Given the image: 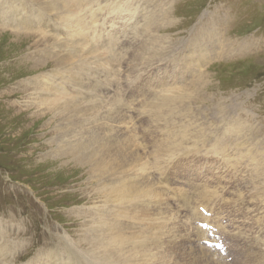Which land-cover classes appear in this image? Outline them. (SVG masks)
<instances>
[{
    "label": "rangeland",
    "instance_id": "374dc122",
    "mask_svg": "<svg viewBox=\"0 0 264 264\" xmlns=\"http://www.w3.org/2000/svg\"><path fill=\"white\" fill-rule=\"evenodd\" d=\"M97 1L102 3V0H87L89 4L94 5L93 7L99 8L95 4ZM129 1L130 0H126V2L122 0H110L109 3L111 4L112 9L108 8L105 11H111L113 16L109 15V18H106V20L102 19L101 22H106L109 19L116 20V18L119 17L114 16L118 13L122 17L129 16L130 8L125 9L126 6H131V1ZM24 2H28L29 5L32 6V11L28 14L30 18L33 17L32 23L27 25L26 28L18 27L17 33H13L10 29L0 28V264H36L37 262H39L37 264H52L55 262H58L59 264H72L73 262V264H82L80 262L85 264L87 262L86 264H88L92 261L91 256L94 257L96 253H93L94 248L88 246L91 243L88 228L93 219V215L90 216L87 212L89 207L102 205L103 203L95 195L89 198V196L93 194L91 188H93L94 185L89 182L90 177L86 174L85 167L74 165V163H65L68 159L67 157L57 159L56 157L54 158V155H51V153L55 151H52L54 144L51 145V140L56 136L53 127L55 123L57 124V120L51 118L53 113L49 112L43 114L41 113L43 107L42 109H37V106L29 107L25 105V101H30L29 96L36 101V98L39 95L45 94V92L36 89V83L43 74L47 73V76L57 78L59 80L57 83L60 87L65 83V78L69 76L68 70L60 72L54 71L55 69H60L64 66L63 64L61 65L59 60L56 61V59H49V62L45 61V63L39 59V57L41 58L43 56L48 47L53 46V43L55 47L54 41L64 38L65 28L60 25V22L63 20L60 19L59 14L56 13L57 6L54 4L53 0H25ZM164 2V0H134L131 2L144 10L141 12V16L140 14L137 16V21L139 23L138 30L140 32L141 30L144 31V34L139 35L140 41H136L138 43L134 42L129 45L126 42H122L120 47L123 48V52L119 50L116 56L108 58L106 54L107 51H102L100 53L101 56L98 59L91 61L90 67H94L97 79L92 78L93 84L95 85V91L90 93L88 99H97V101L104 100L100 97V92L103 91L106 85H108L111 86V90H113V93L108 97L109 101L122 105V113L115 114L113 112L108 116V127L106 130H98L96 131L97 133L94 132V134L96 133L97 135H100L101 138L103 137L104 139L102 138V140L106 139L104 142L105 146L103 147L102 145L104 148L102 150V153L104 152L103 156L106 157L111 153V155L116 153L117 156L115 157L118 158L115 162H119V164L117 165V163H115V165L119 166L122 157H120L121 154L117 153L118 149L121 152H124L125 149L127 153L129 151V154L132 153L136 155V153H138L141 157L138 156V162L134 163L135 165L133 164V166H140L142 169L141 171H143L145 176L148 173L146 171L152 167L158 169V166H171L170 170L172 175H174L173 179L175 184L178 180L186 182L190 178L192 181L191 185L196 184L208 187H219V190L224 194H227L226 190H222L224 187L234 188L242 185H250L251 181L252 184H257L261 180V175L258 169L256 170L252 166H235V168L234 166H221L220 162L222 159L235 158V155L240 153L236 158L240 159L243 164L246 159H249L250 163H253L250 160L252 155L255 156L251 152L253 150V152H259L260 150L259 155L264 157V0H170L172 7H169L168 9L171 15L169 14V16H167L170 17V19H176V22L166 28L161 27L162 22L161 25L159 23L155 25L150 20L146 21V25H143V17L148 13L146 12L147 8L151 11L156 10L157 12L155 11V14L160 17L163 12H161L159 8L162 7ZM63 5H61V7ZM122 6H124V8H122ZM104 8L105 4L103 6V11ZM206 12H210L209 17L214 16L215 19L211 21L208 16V18L206 16L204 18ZM125 13L126 15H124ZM222 16L224 18L223 22ZM39 17L41 19H39ZM6 19L7 8L3 7L0 3V20L5 21ZM126 19L129 20V17H126ZM67 20L68 22L74 21V19ZM213 22L220 23V26L222 22L223 33H225L231 43L232 38H234L236 41L243 42L240 45L250 42L252 46L250 49L245 48L230 53L232 58L227 59L219 57L217 61L211 62L210 64L207 63L206 66L202 68V71L206 72L205 79L198 77H193L191 79L188 78V80L190 79V83L186 87L206 82L208 86L205 90L208 93V98H210L208 101H205L207 103L206 105L212 104L215 109L221 111V113L227 114L229 119H232V117H243L247 122L240 118L242 122L239 120V123H242V127H237L236 129H233V131L228 128L229 132H227V129H222V127H220L221 125H215V123L212 122V116L218 115L217 111H214L213 113L212 106H206V110L209 111L200 114L203 111L197 112L196 107H194V110L190 107L186 109L179 108L177 101L174 106L169 109L168 115L164 113L160 114L162 118L156 119L158 121V123H156L157 121L154 120V118L158 113L162 112V110L159 109L158 113H156L155 111H152L154 110V107L150 109H142L137 108L136 104L140 105L144 102H156L153 97V91H155V89L152 88L151 84L157 85L159 80L161 82L167 80L169 83L167 86L170 87L173 85V78L178 76L179 72L190 71L187 66L183 67V62H186L187 56L181 57L175 55L178 52H181V50L182 52H185L187 49L191 48L189 46L191 45L189 44V40L192 38V34H189L190 31L193 32L196 29V32L199 30L202 31V26H209ZM123 25L125 27L127 26L125 22ZM129 25L131 26L130 22ZM130 28L131 27H128V30ZM98 29L101 32V28L99 27ZM53 30H55V32H53ZM159 33L164 35L163 37L167 36L166 39L158 37L160 35ZM184 39L187 40L183 45L182 43ZM153 41L158 52L163 50H161V48L166 49L168 42L170 44V41H174V43L177 44L176 50L178 51L176 54L172 52V57H164L165 54L158 58L150 57L147 53L149 52V48ZM46 42H48V44H46ZM182 46L184 47L181 49ZM93 47L96 48L97 46L94 45ZM223 50H226L229 53L227 46L224 47ZM69 54L70 51L68 50L64 54V57H68ZM138 54H145V57L143 56L140 58L139 56L135 63ZM85 56L86 55L82 54V58L79 56L74 57L79 61ZM121 56H125V58H121ZM147 56L150 57L148 60H146ZM47 57L49 58V56ZM72 62L74 63L76 60L74 59ZM70 66L71 65L69 64L68 67L70 68ZM97 69H106L108 76L112 77L114 81L111 79L108 81L104 80V77L96 71ZM120 71H124V73H121L123 81L121 82V85L117 87L116 81L120 78ZM127 73L129 77H132L128 78V81L126 82L124 74ZM136 74L142 76L136 79L134 78ZM26 80H32L30 87L27 89L22 87L23 82ZM68 89L72 91L70 87ZM49 92L52 93L51 91ZM69 93L71 92L69 91ZM183 97L185 99L184 95ZM189 103H192V101ZM125 104H135V110L130 113H125ZM97 110L104 111L105 109L99 108ZM147 112L149 113V116H147ZM124 113L126 116H129L126 119L128 124L125 127L124 125L117 127L116 120L123 117ZM166 117L173 119L176 124L171 123ZM192 121L194 122L193 125H191ZM154 122L156 125H153ZM161 122H163V124ZM195 122L197 123L196 126ZM198 122H200V125L203 124L201 126H203L205 131L202 127L198 126ZM253 124L259 126V131L261 132L258 134L259 136L256 135V132H253L250 129L247 130V126L250 128ZM158 125L159 127L157 128ZM168 125L171 130L176 126L177 127L176 129L174 128L173 134L170 133V135L167 136L164 131L165 127ZM172 125L174 126L173 128ZM207 126L208 128H206ZM127 127L131 128V133L127 132ZM244 128L245 130L243 131ZM207 129H209V133ZM175 130H177L176 133ZM210 130L212 131V134H210ZM215 130H218L217 132L221 137L216 134L217 132ZM102 131H109V133L104 134ZM188 131L191 133H187ZM224 131L225 134H223ZM182 132L184 135H181ZM200 132L201 134L196 135V133ZM116 133L123 135L129 144V147H126L129 150L121 146L122 144L117 141L115 136ZM224 135L227 136L225 137ZM196 137L198 139H196ZM228 139H232L231 143ZM212 140L216 142H212ZM234 140H238L239 142ZM219 142L220 144L226 142L229 148L231 147V150L228 149L227 145L225 146L229 151H226V149L224 151L219 150V147L223 146L222 144L218 145ZM234 142L238 144L236 145ZM161 143L165 147L168 144H173L166 147H170V150H165L160 147L162 146ZM212 144L213 153L216 152L214 154L211 152L212 150H208L211 149ZM214 144H216V147H214ZM259 144H261V146ZM111 146L112 150L110 149ZM177 146L180 147L178 148ZM209 146L210 148H208ZM241 146L243 148H241ZM259 146L262 149H260ZM113 147L117 150L113 149ZM173 147L178 150L181 149V152H184L183 154L185 156L177 157ZM237 148L241 150L238 149V151H234ZM190 149L194 151L192 152ZM160 150H162L163 153L160 152ZM204 150H207V152ZM197 151L200 153L198 152L197 154ZM106 153L107 155L105 156ZM203 153L208 154L205 155ZM209 153L211 154L209 155ZM246 153H248V155H246ZM257 157L260 158L259 156ZM259 163H262V161ZM104 166H107V163H105ZM260 166H262V164H260ZM249 167H251V169ZM157 173L159 174L160 171ZM165 176H163V179ZM151 189L152 191L154 190L153 192L155 193V195L152 196V200H156V202L162 201L157 188L151 187ZM226 199L227 196H224L220 199L209 201L208 206L210 208H208V210H213L215 213L217 212L218 215L220 214V219L216 213V218L213 217L212 220L208 222L210 227H216L215 223L217 222L220 225L223 222L224 226H226L224 218L234 220V216L237 215L233 211L231 205L228 204L227 206L224 204ZM131 201L132 204L129 205L130 212H128V206V208L126 207L125 209L128 210L127 212L125 211V215L130 214L128 218L125 216L124 220L126 224L138 222H141L140 226L146 224L147 221L142 222V219H146L148 211L150 216L151 211H154V205L150 204L145 206L141 201V203H138L137 198H131ZM76 209H80L79 212L83 214L86 212V217L85 215H76V213H74V210ZM198 209L202 213L210 215L205 211L206 209L197 206V212ZM222 210H224L223 214L220 212ZM96 217L97 216H94V218ZM87 221H89L88 226L84 224ZM230 225L233 227L231 223ZM132 227L133 228L131 229L135 228L134 226ZM131 229L129 231L127 225H124L123 230L126 236H131ZM232 229L233 228H231V230ZM67 238H71V240H74L77 244L84 242V247L79 249L81 255V258H78L79 262H77L76 258L71 253L67 252L66 254V250L60 249L63 248L60 243L64 242V240L65 244H69V241L67 243ZM56 239L58 242H55ZM78 239H81L82 241ZM232 242L233 240L228 242L229 246L226 243L225 248H227V256L220 259V261H224L226 264H236V261L243 257V252L240 250L241 247L236 248L237 242ZM183 244L182 248L179 245L176 246L179 250L178 253H175V250H172L174 256L177 254L178 256H181L182 254L185 257L186 254L189 253L188 255L192 258L193 253L189 252L192 249L196 251V253H200L197 251V247L190 245L187 240H185ZM49 246L50 249L48 248ZM157 246L161 248V253L168 256L169 248L166 244L161 242L160 239L157 243L153 242V252H156ZM237 246H241V244L237 243ZM174 247L175 246H173V248ZM72 248L76 247L72 246ZM46 250H48V252ZM59 251L61 253H58ZM238 252L240 255H238ZM42 253H44V255ZM36 255H40L39 258L37 257L38 259H34ZM14 256H16V258H14ZM70 258H73V262ZM163 260L166 261V259L162 257L160 261ZM216 263L214 262L213 264Z\"/></svg>",
    "mask_w": 264,
    "mask_h": 264
},
{
    "label": "bare ground",
    "instance_id": "6f19581e",
    "mask_svg": "<svg viewBox=\"0 0 264 264\" xmlns=\"http://www.w3.org/2000/svg\"><path fill=\"white\" fill-rule=\"evenodd\" d=\"M24 1L22 0H0L1 5L7 8V19L5 21L0 20V28L10 29L11 31H13V33H17L18 27L26 28L27 25H30L32 23L33 17L30 18L28 16V14H30L32 11V6H30L28 2L25 3ZM53 1H54V4L57 6L56 13H58L59 18L63 20L62 22H60V25L65 28L64 29L65 36L62 39H58L57 41H54L55 47L53 43V46L48 47V49L45 51L43 56L41 58L39 57V59L43 62L45 61L49 62L48 61L49 59H56V61L59 60V62H61V65L63 64L64 66H62V68L60 69H55L54 71L60 72V71L68 70L69 76L65 78V83L60 87L58 86L57 82L59 80L57 78H51L46 75L47 73L43 74L36 83V89L38 91L45 92V94L39 95L36 98V101H34V99L31 96H29L30 101H25V105L29 107L37 106L38 107V108L36 107L37 109L39 108L42 109L43 107V111H41V113L43 114H47L49 112L53 113L51 118H53V120H57V124L55 123L53 127L56 133V136L55 138H53V140H51V145L54 144L52 151L55 150L56 152L55 151L52 152L51 155H54V158L56 157L57 159H63L64 157H67L69 160L67 159L65 163H74V165L85 167L86 174H88L90 177L89 182H91V184L94 185L93 188H91L93 194H91L90 196L88 195V196L89 198H91L93 195H95L103 203L102 205H95V206L89 207L88 208L89 210L87 212L88 214H90V216L93 215V219L88 228L89 235H90L89 239L91 241L90 245L88 246H91L92 248H94L93 253L94 254L96 253L94 257L91 256L92 261H90L88 264H213L214 262L215 263L217 262L218 264H226V262L220 261V259L224 258L220 256V255H223L222 251L207 247L206 243H204V239L206 238L213 242H218V238L216 236H213V239H211L210 235L209 237H207L208 231H206V229H204L201 226V224L208 223L210 220H212V218L215 217L217 213V212L215 213L213 210H208V208H210L208 206L209 201L220 199L224 196H227V199L224 204H226L227 206L228 204L231 205L233 208V211L238 216L235 215L233 218L234 220L229 219V218H224V221L226 222L225 223L226 226H224L223 222L221 221L222 222L221 225L218 224L217 222L215 223L216 227L214 226L213 227L218 230L219 235L223 238V240L225 241V244L227 243L228 246H229L228 242L232 240L233 242H237L238 244L239 243L241 244V246H237V243H236V248L241 247L240 250L243 252V257L238 259V261L235 260L237 262L236 264H264V157L259 155L260 150L259 152H257L256 150H255L256 152H253L254 150L252 149L253 151L251 152L255 156L252 155L250 157V160L253 163H250L249 159H246L245 163L243 164L240 159L236 158L239 156L240 153L238 155H235L236 156V157L234 156L235 158L221 160L220 162L221 166H234V168L235 166H247V167L252 166L256 170L258 169L261 175L260 176L261 180L258 182L259 184L258 183L252 184V181H251L250 185L249 184L242 185V186H238L234 188H231V187L222 188L223 191L224 190L227 191V194H224L222 191H220L219 187H208V186H201V185H196V184L191 185L192 181L190 178L186 182L178 180L177 183L175 184L174 179H173L174 175H172L171 170H170L171 166H158V169H155L154 167H152L146 171L148 173L145 176L143 171H141L142 169L140 168V166H133L134 163L138 162V159H139L138 156L140 155L138 153H136V155L132 153L129 154V151L127 153L125 149H124V152H121L119 151V149L117 150L113 147V149L117 150V153L121 154L120 157H122L121 163L119 166H117L119 162L118 163L115 162L117 161V158H118V157L117 158L115 157L117 156L116 153H114L113 155H111L112 153L110 155H107L106 153L105 156L106 155L107 156L104 157L103 156L104 152L102 153V150L104 149L103 147L105 146L104 142L106 141V139L102 140L103 137L101 138L100 135H97L96 131L106 130L108 127V119H109L108 116L110 115V113H113V112L115 114L122 113V110H121L122 105H118V104L113 103L112 101H109L108 97L111 93H113V90H111L112 87L108 85H106L103 91L100 92L101 93L100 97L103 98L104 100L97 101V99L95 100L88 99L90 93L95 91V85L93 84V79L97 77L94 67L93 68L90 67V64L92 60L98 59L101 56L100 53L102 51H107L106 54L108 58H112L113 56H116L119 50L123 52L122 51L123 48L120 47V44L122 42H126L128 45L134 42L138 43L136 41H140L139 35L144 34V31L141 30L140 32L138 30L139 23L137 21V16L139 14L141 16L142 15L141 12H143L144 10H142V8H140L139 6L132 4L131 2H133L134 0H130L131 2L130 1L129 2L131 6L125 7V9L130 8V11H129L130 15L126 16V17H129V20H127L128 18L126 19V17H122L118 13L114 16V17H119V18H116V20L109 19L106 22H101L102 19L106 20V18H109V15L113 16L111 11L109 10L105 11L108 8L112 9L111 4L109 3L110 0H102V3L100 1L95 2V4L99 8L93 7L94 5L89 4L87 0H53ZM122 1L126 2V0H122ZM164 1L165 2L162 5V7L159 8L160 11L163 12V14L160 17H158L155 14L156 10H152L153 11L152 12L151 10L147 8L146 12L148 13L145 14V16L143 17L144 19L143 25H146V21L150 20L155 25L158 23L161 25V22H162L161 27L166 28L167 26H170L172 23L176 22L175 21L176 19H170V17H168L170 14L168 8L172 7V5L170 4V0H164ZM103 3L105 4V8H104L105 12L103 11V6H104ZM61 5L63 6L61 7ZM122 8H124V6H122ZM126 13L124 15H126ZM205 16L209 17L210 12H206V14L204 15V18ZM39 19L41 18L39 17ZM67 19H74V21L68 22ZM209 19L212 21L215 18L214 16H212V17H209ZM223 21H224V18L222 19V22ZM124 22L127 25L126 27L123 25ZM129 22L131 26L129 25ZM222 22H221V26H220V23L213 22L209 26H202L201 27L202 31L199 30L198 32H196L197 29L193 32L190 31L189 34L190 33L192 34V38L189 40V44H191L189 46L191 48L187 49V51L185 52H182L181 50V52H178L176 54L178 50H176L177 44H175L174 41H170V44L168 42L166 49L161 48V50L162 49L163 50L158 52V49H156L154 41L152 42L149 48V52L147 53L148 55H150V57L158 58L159 56L163 54H165L164 57H170L172 52L176 54L175 56H181V57L187 56L186 62H183V61L182 62H183V67L187 66L190 71L179 72V75L173 78V81H172L173 85L170 87L167 86L169 84L167 80H164L163 82L159 80L157 85L151 84L152 88L155 89V91H153L154 92L153 97H154V100H156V102H153V103L144 102L140 105L136 104L137 108H142V109L149 108L150 109L154 107L153 108L154 110L152 111H155L156 113H158L159 109L162 110V112L157 114L154 120L159 119V118L161 119L162 118L160 115L161 113L168 115L169 109L172 108V106H174V104L177 101H178V107L181 109H186L190 107L194 110V107H196L197 112L203 111L200 114H204V113H207V111H209V110H206V106H212V104L206 105L207 103L205 102L210 99L208 98V93L205 90L208 86L207 83L201 82L197 85H190L186 87L187 85H189L190 79L193 77L205 79L206 72L202 71V68L206 66L207 63L210 64L211 62L217 61L219 57H223L227 59L232 58V55L230 53L237 52L238 50H243L245 48L250 49V47L252 46L250 42L240 45L243 42L236 41L234 40V38H232V43H231L229 38H227L225 33H223ZM99 27L101 28L100 29L101 32L98 29ZM128 27H131V28L128 30ZM53 32H55V30H53ZM58 35H61V34H58ZM163 36L164 35L160 34L158 37H162L163 39H166L167 36L166 37H163ZM186 40L187 39L183 40V43H182L183 45ZM46 44H48V42H46ZM94 45L97 47L94 48L93 47ZM226 46L229 50V53L228 51L223 50L224 47ZM183 47L184 46H182L181 49ZM68 50L70 51L69 56L64 57V54ZM82 54L86 56L83 57L82 60L77 61L75 57L79 56L80 58H82ZM72 55H74L75 57ZM144 55L145 54H140V55L138 54L136 56L135 63L138 60L139 56L141 58ZM47 56H49V58ZM150 57L147 56L146 60H148ZM121 58H125V56H121ZM74 59L76 60V62L73 63L72 61ZM69 64L72 66V67L70 66L71 70L68 67ZM161 64H162V61H161ZM96 71L99 72L104 77V80L106 81H108L109 79L113 80L112 77L108 76V72L106 69L105 70L97 69ZM121 73H124V71H120V78L117 81L115 80L117 87L120 86L121 82L123 81V78H121L122 77ZM138 75L139 74H136L134 78L138 79L139 77L142 76V75L141 76L140 75L138 76ZM124 76H125L126 82L128 81V78L132 77V76L129 77L128 73L124 74ZM188 78L190 79L188 80ZM31 81L32 80L24 81L22 87H24L25 89L29 88ZM69 87L72 89V91L68 89ZM67 90H69L71 93H69V91ZM96 90H97V87H96ZM49 91H51L52 93H50ZM183 95L185 96V99ZM190 100L192 101V103H189L191 102ZM199 102H203V103H199ZM125 105H126L125 113H130L135 110V104H125ZM99 108H104L105 110L104 111L97 110ZM212 109H213V113L214 111L218 112V115L212 116L213 118L212 122L215 123V125L217 124H219V126L221 125L220 127H222V129H227V132H229L228 128L233 131V129H236L237 127H242L241 126L242 123H239L240 118L243 121L247 122V120H245L243 117H232V119H229V116H227V114L221 113V111L215 109L213 106H212ZM124 114H123V117L116 120L117 127L123 126V125L125 127L128 124L126 122V119L129 116H126V114L125 115ZM147 116H149L148 112H147ZM168 119L171 123H175L174 120L171 119L170 117H168L167 120ZM207 120H210V119H207ZM242 120L240 121L242 122ZM250 121H253V120H250ZM155 122L153 123V125H156V123H158V121L156 123ZM163 122L161 123L163 124ZM149 123H152V122H149ZM193 123L194 122L192 121L191 125H193ZM198 123H199L198 126L202 127L203 129V126H201L203 124L200 125V122ZM196 124L197 123L195 122V126ZM158 127L159 125L157 126V128ZM169 127H170L169 125L165 127V131H164L166 132L167 136L170 135V133L173 134L174 128L176 129L177 126L174 127L172 125V128L174 127L173 130L169 129ZM206 128H208V126ZM161 129H158V130H161ZM222 129H219V130H222ZM248 129L252 130L253 132H256V135L261 133L259 131V126L255 124L251 125L250 128L247 126V130ZM126 130L128 133L132 132L130 127H127ZM203 130L205 131V129ZM244 130L245 128L243 129V131ZM176 131L177 130H175V133ZM207 131L209 133V129H207ZM94 132L96 133L94 134ZM201 132L196 133V135L201 134ZM102 133L108 134L109 131L107 132L102 131ZM187 133H191V132L188 131ZM182 134L183 132L181 133V135ZM210 134H212V131ZM216 134H218V132ZM223 134H225V131ZM177 135H180V134H177ZM218 135L220 136V134ZM115 136H116L117 141L122 144V145L120 144L121 146L125 148L129 147V144L125 140L123 135H119L118 133H116ZM196 139L198 138L196 137ZM214 140H212V142ZM231 140H230V143H231ZM238 140H234V141H238ZM171 141L173 140L171 139ZM220 142L218 145L222 144L223 146H220L219 150L224 151L227 148L225 146L227 144L226 142H224V144L223 142L220 144ZM216 144H214V147H216L215 146ZM168 145H166V147ZM259 145L261 146V144ZM112 146L110 148L111 150H112ZM199 146H200V143H199ZM160 147L164 148L165 150L170 148V147L166 148L163 145ZM208 148H210V146ZM230 148L228 146L229 150H231ZM241 148L243 147L241 146ZM126 149L129 150L128 148ZM228 149H226V151ZM238 149L239 148H237L234 151H238ZM260 149L262 148L260 147ZM162 150H160V152H162ZM173 150L177 157L184 155L183 154L184 152H181V149L178 150L177 148L173 147ZM208 150H212L211 152L213 153V144L211 146V149H208ZM190 151L192 150L190 149ZM199 151H197V154ZM205 152H207V150ZM248 153H246V155H248ZM203 154L206 155L208 153H203ZM210 154L211 153H209V155ZM257 156H259L260 158H258ZM261 161L262 163H259ZM105 163H107V166H104ZM115 163H117V165H115ZM260 164H262V166H260ZM249 168L251 169V167ZM158 171H160L159 174L157 173ZM163 176H165L164 179H163ZM151 187L157 188L158 194L160 198H162V201L156 202V200H152V196L155 195V193L153 192L154 190L152 191ZM131 198H137L138 203L142 202L143 205L145 206H148L150 204L154 205L153 206L154 211L153 212L151 211L150 216H149V211L147 210L148 214H146V219L144 220L142 219V222L147 221V223L143 224L142 226H140L141 222L126 224L124 220L125 216L127 218L130 216V214L125 215V211L127 212L130 209L129 205L132 204ZM197 206H199L200 208L206 209L205 211H207L210 214L208 216H211V219H209L206 216H203V214L201 213L199 209L197 212ZM126 207L128 208V210H125ZM79 210L80 209L74 210V213H76V215L78 216H82L86 214V212L85 214H83L79 212ZM128 212H130V210ZM220 212L221 214H223L224 210ZM219 215H218V218L220 219ZM94 216H97V217L94 218ZM230 223L233 225V227H231ZM84 224L88 226L89 221H87ZM124 225H127L129 231L131 228H133L132 226L135 227L134 229H131V232H130L131 236H126L123 230ZM231 228L233 229L231 230ZM159 239L161 240V242L166 244V246L169 248L168 256L161 253L160 252L161 248H159L158 246L156 248V252H153V248H152L153 242L157 243ZM78 240H81V239H78ZM185 240H187V242L190 245L197 247V251H199L200 253L198 252L196 253V251L192 249L191 251L188 250L189 252L193 253L192 258L190 257V255H188L189 254L188 251H187L188 254L185 253L186 254L185 257L182 254L181 256H178V254L177 255L175 254L177 257L174 256L172 253V250H175V253H178L179 250L177 249L176 246L179 245L182 248L184 245L183 242ZM56 241L57 239L55 240V242ZM68 241H69V244H65V240L64 242H61V243L59 241L60 245H62V247L64 248V249L63 248H60V249L66 250V254L67 252L71 253L76 258L77 262H79L78 258H81L79 249H82L84 247V244H83L84 242L83 243L80 242L77 244L74 242V240H71V238H67V243ZM72 246L76 247L77 249L72 248ZM173 246L175 247L173 248ZM48 248L50 249V246ZM46 251L48 252V250ZM58 253H61V252L59 251ZM42 254L44 255V253ZM90 255H93V254H90ZM238 255H240V253ZM39 256L40 255H36L34 259H36L37 257L39 258ZM162 257L165 258L166 261L165 260L160 261ZM14 258H16V256H14ZM72 259L71 261L73 262ZM80 263L84 264L83 262H80ZM52 264H59V263L55 262Z\"/></svg>",
    "mask_w": 264,
    "mask_h": 264
},
{
    "label": "snow or ice",
    "instance_id": "6c2138e0",
    "mask_svg": "<svg viewBox=\"0 0 264 264\" xmlns=\"http://www.w3.org/2000/svg\"><path fill=\"white\" fill-rule=\"evenodd\" d=\"M205 227H207V225H205ZM216 247H219V245H216Z\"/></svg>",
    "mask_w": 264,
    "mask_h": 264
}]
</instances>
